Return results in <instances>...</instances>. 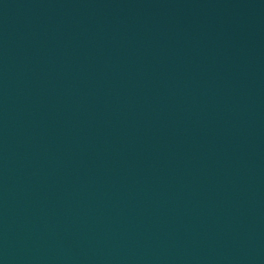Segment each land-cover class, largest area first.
I'll return each mask as SVG.
<instances>
[{"label": "water", "instance_id": "1", "mask_svg": "<svg viewBox=\"0 0 264 264\" xmlns=\"http://www.w3.org/2000/svg\"><path fill=\"white\" fill-rule=\"evenodd\" d=\"M0 264H264V0H0Z\"/></svg>", "mask_w": 264, "mask_h": 264}]
</instances>
